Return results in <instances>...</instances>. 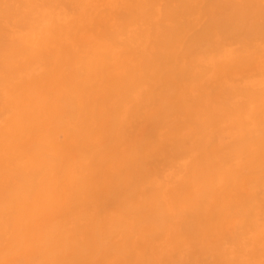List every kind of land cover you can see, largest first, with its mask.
<instances>
[{
	"label": "bare ground",
	"instance_id": "6f19581e",
	"mask_svg": "<svg viewBox=\"0 0 264 264\" xmlns=\"http://www.w3.org/2000/svg\"><path fill=\"white\" fill-rule=\"evenodd\" d=\"M0 264H264V0H0Z\"/></svg>",
	"mask_w": 264,
	"mask_h": 264
}]
</instances>
